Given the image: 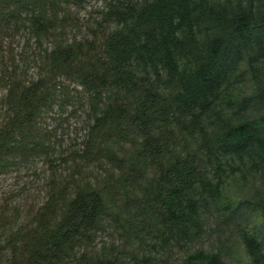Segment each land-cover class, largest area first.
<instances>
[{
  "label": "trees",
  "instance_id": "trees-1",
  "mask_svg": "<svg viewBox=\"0 0 264 264\" xmlns=\"http://www.w3.org/2000/svg\"><path fill=\"white\" fill-rule=\"evenodd\" d=\"M63 3L0 0V167L44 151L55 102L76 100L87 123L61 157L66 174L48 177L44 203L0 252L8 264H123L117 248L93 247L109 216L140 240L187 234L222 194V158L264 162V0H106L80 36ZM247 73L252 91L237 100ZM178 126L204 143L180 146ZM247 246L261 254L255 238ZM179 264L226 262L197 249Z\"/></svg>",
  "mask_w": 264,
  "mask_h": 264
},
{
  "label": "rangeland",
  "instance_id": "rangeland-1",
  "mask_svg": "<svg viewBox=\"0 0 264 264\" xmlns=\"http://www.w3.org/2000/svg\"><path fill=\"white\" fill-rule=\"evenodd\" d=\"M105 1L64 0L63 7L70 13L72 20L82 23L79 29L70 24V32L78 36L84 34L85 24H88L89 19L99 17ZM8 42L5 38L0 48L5 59ZM24 42V38L18 36L12 43L16 60H21ZM24 56H27L26 53ZM252 77L247 73L236 79L234 89L237 100L249 98L253 85L248 79ZM65 82L70 88L79 87L72 80ZM3 92L0 87V97ZM74 101L64 106L55 102L44 113L41 123L47 145L44 151H36L26 157L19 156L6 168L0 167V250L4 249L6 238L11 232L32 221L33 215L46 199V180L55 171L58 176L66 174L68 168L61 163V157L69 149L79 147L84 139L86 112ZM182 130L181 126L175 130V141L180 146L195 148L204 143L199 140L198 134L192 136L187 128L185 133ZM213 180L214 183L219 180L222 194L217 199L209 196L201 204L198 226L189 233L177 232L167 240L161 237L140 240L126 233L121 220L109 216L103 229L96 235L93 247L96 250L117 248L123 264H147L143 261L146 256L149 264H179L186 254L197 249L219 253L226 264H264V162L222 158V167ZM249 238L258 240L261 247V254L256 259L249 252ZM7 257V251H1L0 264H8Z\"/></svg>",
  "mask_w": 264,
  "mask_h": 264
}]
</instances>
